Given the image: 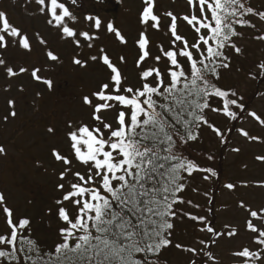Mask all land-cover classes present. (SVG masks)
Instances as JSON below:
<instances>
[{
    "label": "snow or ice",
    "instance_id": "1",
    "mask_svg": "<svg viewBox=\"0 0 264 264\" xmlns=\"http://www.w3.org/2000/svg\"><path fill=\"white\" fill-rule=\"evenodd\" d=\"M33 3L36 7L29 11ZM22 7L28 15L42 17L61 42L73 47V65L99 67L104 75L80 97L87 122L66 120L67 148L53 146L49 152L60 165L52 169L58 195L46 210L59 222L56 239L43 245L34 235L32 218L19 213L0 190V264H167L162 253L170 249L184 255V264H222L215 252L219 242L241 235L246 243L230 251L231 264H264V204L240 199L242 220L217 227V214L225 208L216 207L217 193H234L250 184L223 181L211 149L195 155L190 151L203 141L205 130L223 148H229L233 135L264 144V137L241 126L252 120L264 128V112L253 110L237 86L222 83L224 71L244 55L238 41L245 30L248 38L264 44V8L252 0H185L184 10L176 12L161 10L158 0H141L132 36L115 18L84 11L80 0H24ZM155 34L162 39L154 40ZM108 41L121 54L112 57ZM34 45L43 48L51 64L63 63L40 31L14 23L8 10L0 9V71L8 79L28 74L52 91L54 81L43 75L47 69L18 65L6 56L9 50L31 54ZM130 46L135 83L125 71ZM247 75L264 84V59L254 62ZM18 90L25 89L20 85ZM255 95L264 97V91L257 89ZM42 98L43 91H36L33 105ZM7 104L5 122L17 116L15 99ZM46 130L57 134L54 126ZM229 150L239 153L241 148ZM6 156L0 144V157ZM254 158L264 163V154ZM37 166L43 167L39 161ZM195 175L208 187L194 185ZM254 186L264 189V180ZM185 220L191 222L192 238L177 240L176 222Z\"/></svg>",
    "mask_w": 264,
    "mask_h": 264
},
{
    "label": "rangeland",
    "instance_id": "2",
    "mask_svg": "<svg viewBox=\"0 0 264 264\" xmlns=\"http://www.w3.org/2000/svg\"><path fill=\"white\" fill-rule=\"evenodd\" d=\"M252 1L256 6L264 8V0ZM80 2L84 11H98L105 20L115 18L116 23L125 32L132 36L136 34V17L141 7V0H123L122 4L120 0H103V4H98L97 0H80ZM23 3L24 0H15V2L0 0V9H7L14 23L26 26L30 31H40L48 39L49 45L57 50L63 63L51 64L44 57L43 48L35 45L31 54L15 50L6 53V56L18 65L29 68L37 65L47 69L43 75L54 81V88L52 91H47L43 85L32 81L28 74L8 79L0 71V144H3L7 150V156L0 157V190L7 192L9 203L14 205L19 213L27 214L32 218L34 235L40 241H47L51 245L56 239L57 228L60 225L54 215L46 214V210L53 207V198L58 195L54 187L56 177L52 174V169L59 170L60 165L53 163L49 152L53 146L67 148L63 136L66 120L84 119L87 122V111L82 107L80 97L95 89L104 73L99 67L90 66L81 69L73 65L72 56L75 53L73 47L61 42L45 25L42 17L28 15L22 7ZM158 3L161 10L172 9L181 12L185 8V0H158ZM35 7L33 3L29 11ZM181 31L187 33L188 29L182 26ZM245 32V38L238 41V44L245 49L244 55L236 58L237 62L242 63L243 71H237V67H232L226 74L249 101L251 108L260 113L264 112V97L255 95V90L264 91V84L250 80L247 69L252 67L254 62L264 59V44L248 38L250 33L248 30ZM153 38L156 41L162 39L159 34H155ZM107 50L112 57L121 54L120 47L112 41L107 42ZM134 56L135 51L130 46L127 51L128 63L125 71L132 83H135L136 79ZM9 84L11 88L6 90ZM20 85L25 89L23 92L18 90ZM38 90L43 91V98L38 99L33 105L34 93ZM9 99L16 101L17 116L15 118L9 116L8 121L5 122L4 117L10 111L7 104ZM210 115L213 120L223 123L215 114ZM50 125L57 129L55 136L49 135L46 130ZM241 126L250 130L252 134L264 137V128L259 127L252 120L242 121ZM233 146L240 147L241 151L231 152L229 149ZM200 149H211L219 155L222 147L215 142L210 131L205 130ZM224 154L223 161L217 160L215 163L222 172L223 181L237 183L247 181L250 186L239 187L234 193L227 190L217 193L216 207L225 206L217 214V227L224 223L236 224L242 220L243 214L237 207L240 199L253 206L264 204V189L254 186L257 181L264 180V163L254 158L256 155L264 154V144L249 143L239 135H233L232 144L229 148H225ZM37 161L43 167H38ZM45 167L48 169L47 172L44 171ZM193 184L199 185L201 190L208 187L199 175L194 176ZM2 228L3 217L0 215V229ZM175 234L177 240H191L193 235L191 222L187 220L183 223L176 222ZM242 242L246 243L243 235L235 240L222 239L219 242L215 252L222 260V264H231L230 251ZM162 259L166 260L167 264H184V255L174 249L164 253Z\"/></svg>",
    "mask_w": 264,
    "mask_h": 264
},
{
    "label": "trees",
    "instance_id": "3",
    "mask_svg": "<svg viewBox=\"0 0 264 264\" xmlns=\"http://www.w3.org/2000/svg\"><path fill=\"white\" fill-rule=\"evenodd\" d=\"M252 3H253V1H252ZM254 4V3H253ZM255 5V4H254ZM256 6V5H255ZM258 7V6H257ZM244 58H245V56H244ZM237 60L238 59H234L233 60V68H236V67H240V68H242L243 69V65H242V63L241 62H237ZM226 72H228V71H224V73H223V80H222V83L223 84H225V85H235L234 83H233V80L232 79H230L227 75L228 74H226ZM257 82H259V81H257ZM256 91L257 90H255V93H256ZM241 93V92H240ZM252 96V95H251ZM211 116V115H210ZM212 117V116H211ZM202 144V142L201 143H197V144H193L192 146H191V149H190V151L192 152V154L193 155H195L198 151H201L202 149H200V145ZM224 151H225V148H223L222 147V149H221V152H220V154L219 155H216V159H215V163L217 162V160H218V162L220 161V162H222L223 161V157H225V154H224ZM219 170V169H218ZM221 172V171H220ZM222 173V172H221ZM42 242V244L43 245H45V246H47V245H50V243H48L47 241H41ZM167 251H165V252H163L162 253V256H163V254L164 253H166Z\"/></svg>",
    "mask_w": 264,
    "mask_h": 264
}]
</instances>
